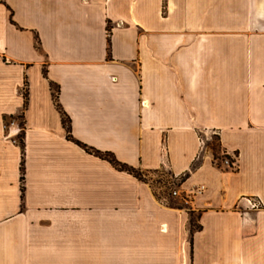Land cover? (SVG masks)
Returning a JSON list of instances; mask_svg holds the SVG:
<instances>
[{
    "label": "crops",
    "instance_id": "obj_1",
    "mask_svg": "<svg viewBox=\"0 0 264 264\" xmlns=\"http://www.w3.org/2000/svg\"><path fill=\"white\" fill-rule=\"evenodd\" d=\"M0 264H264V0H0Z\"/></svg>",
    "mask_w": 264,
    "mask_h": 264
},
{
    "label": "rangeland",
    "instance_id": "obj_2",
    "mask_svg": "<svg viewBox=\"0 0 264 264\" xmlns=\"http://www.w3.org/2000/svg\"><path fill=\"white\" fill-rule=\"evenodd\" d=\"M15 122H16L17 127L19 128V133H18L19 137L17 139V143L19 144V138H20L21 133H22V131L20 129L21 128V121L18 117H16ZM215 136L216 135L213 133L208 134L207 145L209 147L216 146V154H218L217 140L215 139ZM218 156H219V154H218ZM144 180L153 189V191L157 195H163L166 197H167V195L171 196V192L173 190H178V188H179V185H177L178 182L174 181L173 178L169 175V173L165 170L157 171L155 173H151L149 175V177L147 179H144ZM178 206L179 207H185L182 204L181 200H179ZM192 217H193L194 221L196 222V216H192Z\"/></svg>",
    "mask_w": 264,
    "mask_h": 264
},
{
    "label": "trees",
    "instance_id": "obj_3",
    "mask_svg": "<svg viewBox=\"0 0 264 264\" xmlns=\"http://www.w3.org/2000/svg\"><path fill=\"white\" fill-rule=\"evenodd\" d=\"M106 31H107V34L109 35V33H110L109 25H107ZM23 97H24V100H26V95L25 94L23 95ZM24 105H25V103H24ZM62 123H63V125L66 126V128L68 130L69 128H68L67 122L63 120ZM22 128H23V125L21 124V129ZM19 147L21 149V163H20L19 170H20V185H21V192H22L23 191L22 184H23V180H24L23 179V171L24 170H23V160H22L23 159L22 158V154H23L22 153V150H23L22 135L19 138ZM211 150H212L213 154H215L216 153V146H212ZM93 154H95V155L99 156V158H102V159L106 160L107 162H109L116 170L121 171V172H127V173L133 175L135 178H137V179H139L141 181H145L143 179V176H142L143 174L142 173H140L139 171H136L134 169L128 168L127 166H125L123 164L118 163L117 161H115V159L113 157H111V155L101 154V153H98V152H94ZM189 224H190L191 229H197V224L194 221L192 215H190Z\"/></svg>",
    "mask_w": 264,
    "mask_h": 264
},
{
    "label": "built area",
    "instance_id": "obj_4",
    "mask_svg": "<svg viewBox=\"0 0 264 264\" xmlns=\"http://www.w3.org/2000/svg\"><path fill=\"white\" fill-rule=\"evenodd\" d=\"M208 139H200L201 145H205ZM219 163L221 166H223L225 169L228 170H234L236 165H235V156H228L225 153H220L219 157ZM176 181L177 179H173ZM204 187L203 186H198L195 187L194 189L180 193L178 190H173L171 192L172 197H178L182 204L184 206H187L191 203L193 197L197 194H200L203 191ZM245 202L249 206L250 209H257L259 208V203L257 201H254L253 199H245Z\"/></svg>",
    "mask_w": 264,
    "mask_h": 264
}]
</instances>
